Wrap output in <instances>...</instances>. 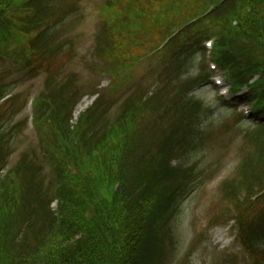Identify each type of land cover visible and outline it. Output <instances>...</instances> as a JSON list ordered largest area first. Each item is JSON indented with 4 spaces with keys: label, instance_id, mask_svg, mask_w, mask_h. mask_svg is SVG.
Listing matches in <instances>:
<instances>
[{
    "label": "trees",
    "instance_id": "obj_1",
    "mask_svg": "<svg viewBox=\"0 0 264 264\" xmlns=\"http://www.w3.org/2000/svg\"><path fill=\"white\" fill-rule=\"evenodd\" d=\"M84 1L0 0V51L9 55L7 47L13 40L26 44L19 54L29 53L26 64L16 60L29 75H44L43 89L33 104V123L41 138V153L53 170V178L46 182L32 150L1 181L0 264H169L180 205L199 179L194 167L173 163L176 157L198 151V125L210 114L191 93L209 82L210 76L197 69V60L205 51L204 42L211 38L215 40L213 59L232 91L247 88L246 99L255 102L252 124L239 136L244 152L237 179L224 183V198L234 206L242 246L262 264L264 0H225L203 22L190 21L163 46L165 57L151 96L136 90L118 107L124 122L140 113L155 122L150 137H142L138 149L128 155L129 142L127 147L118 142L119 131L110 123L114 102L107 101L104 93L99 92L75 127L71 123L83 95L74 74H63L75 50L73 42L60 40L58 31L77 15ZM161 1L166 2V11L154 22L171 24L170 28L185 24L196 12L192 6L207 0H176L175 5ZM120 2L106 0L104 8L113 10ZM190 3L183 20L172 22L170 18L181 12L183 4ZM126 12L117 18L116 27L104 23L96 46L99 54L120 52L123 38L138 43L126 31L134 12ZM235 18L238 28L232 26ZM120 26L125 30L116 32ZM215 27L219 33H212ZM53 65L59 67L53 71ZM193 71H198L196 77L181 81ZM16 90L15 83L0 80V174L14 155L22 131L18 119L23 107L17 106ZM105 145L111 148L109 153ZM126 155L130 173L123 181L118 162ZM131 195L137 204L129 207L126 199ZM54 201L56 211L51 209Z\"/></svg>",
    "mask_w": 264,
    "mask_h": 264
},
{
    "label": "rangeland",
    "instance_id": "obj_2",
    "mask_svg": "<svg viewBox=\"0 0 264 264\" xmlns=\"http://www.w3.org/2000/svg\"><path fill=\"white\" fill-rule=\"evenodd\" d=\"M105 2L106 0H86L82 3L77 15L58 31L60 37L75 43V58L66 66L63 74H75L81 91L87 95L75 109L76 111L79 105H84L80 114L92 105L96 99L93 95L98 92L104 93L107 101L117 102L136 87L143 91L153 87L157 82L163 57L159 52L153 53V48L158 46L171 25L159 26L158 22H154L166 11V2L161 0H121L118 7L113 10H105ZM170 2L171 5H175L176 0H170ZM191 4L185 6L183 4L181 12L172 16L171 21L181 22L186 12L191 10ZM207 7L201 10L195 4L192 8L197 13L188 18L198 17ZM126 10L134 12L133 19L128 22L130 27L126 31L132 33L138 43L133 44L129 39L123 38L120 52L111 56L107 52L99 54L96 46L102 34L101 29L105 26L104 23L116 27L120 24L116 22L117 18L128 15ZM122 29L125 30L120 26L115 31L119 32ZM26 48V44H19L13 40L11 47H7L9 55L0 51V79L6 82H21L19 91L22 92L23 98L18 101L17 106H21L23 99L31 102L42 88V77L32 80L26 78V72L16 60L19 59L26 64L29 53L23 52L19 55ZM102 51L105 50L102 49ZM210 58L211 55L207 53L198 64L202 63L204 70L212 76L213 83L219 80L222 84L217 89L211 85L201 87L193 94L212 111L203 117L198 126L201 137L198 152L174 158V164L177 166L186 164L194 167L195 178H200L196 180L192 193L180 205L174 227L176 240L174 255L168 258V262L169 264H258L240 247L238 232L232 221L233 209L224 199L222 187L224 180L236 181L237 179V168L244 147L237 146L236 142L233 143V138L251 124L247 120H245L246 124L241 123L243 114L249 112L251 105L242 103L243 101L237 98L232 99L230 96H225L226 101L230 103L229 106L221 104L219 98L224 91L228 90L229 85L225 80L224 72L222 73L219 68L212 69V65L215 66V64ZM52 67L55 71L59 66ZM193 76L196 74H189L185 79ZM29 104L20 119L22 123L27 120L21 135L20 148L12 157L9 168L15 165L22 150H27L36 144L37 128L32 127ZM79 115L75 116V121ZM121 117L118 108H115L110 114V123L119 131L120 141L118 142L125 147L129 142L128 155V152L138 149L142 137L146 139L150 137L155 122L146 119L143 113L128 122L122 121ZM37 126L40 128V125ZM124 137H126L125 140L122 139ZM104 151L109 153L111 148L105 145ZM127 155L120 156L123 159L118 162L119 179L123 181L128 179L130 173L126 169L127 159H129ZM126 203L129 207L137 204L133 195L127 197ZM56 205H53L54 209Z\"/></svg>",
    "mask_w": 264,
    "mask_h": 264
},
{
    "label": "bare ground",
    "instance_id": "obj_3",
    "mask_svg": "<svg viewBox=\"0 0 264 264\" xmlns=\"http://www.w3.org/2000/svg\"><path fill=\"white\" fill-rule=\"evenodd\" d=\"M84 107H85L84 105H79L77 110H76L75 115L78 116L80 114V112L83 111Z\"/></svg>",
    "mask_w": 264,
    "mask_h": 264
},
{
    "label": "clouds",
    "instance_id": "obj_4",
    "mask_svg": "<svg viewBox=\"0 0 264 264\" xmlns=\"http://www.w3.org/2000/svg\"><path fill=\"white\" fill-rule=\"evenodd\" d=\"M193 74L195 75V73H193ZM241 123H242V124H246V123H247V121H242Z\"/></svg>",
    "mask_w": 264,
    "mask_h": 264
}]
</instances>
